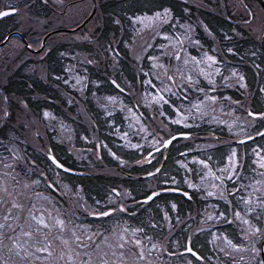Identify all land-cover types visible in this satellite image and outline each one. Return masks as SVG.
<instances>
[{
  "label": "rangeland",
  "instance_id": "obj_1",
  "mask_svg": "<svg viewBox=\"0 0 264 264\" xmlns=\"http://www.w3.org/2000/svg\"><path fill=\"white\" fill-rule=\"evenodd\" d=\"M186 1L195 7H200L203 9L205 8L209 11L219 13L220 15L228 17L229 19L235 21L243 29L248 31L246 34H249V38H260L264 32V15L261 8L254 0ZM85 2L87 3V5H89L90 3V6L86 13L79 15V13L77 12V7H74L72 11H70L71 14L73 13V15H77L76 22L72 23L73 26L80 22L83 19L84 15H88L89 10L92 6V0H85ZM156 13H159V15L163 17V19L158 20L154 17V15H136L133 18V24L135 23L137 25V29H135L132 33L133 41L131 43H128L127 45L125 44L128 58L126 60L133 69V71L135 73L137 71L138 76L135 85H132L129 82H126L125 86L122 85L124 89L130 92L129 95L136 102L137 109H142L146 115L148 112L150 113L151 118L149 119V121L146 118L141 119L134 109L124 103L123 97L119 94H113L110 96L92 95L95 104L101 109H103V111H114L118 109L119 116L123 117L120 118L123 124H120L115 129V137H119L125 147L139 149V147H143L144 145L158 143V141L160 140L156 136H159L160 134L158 132L153 133V131L159 130L163 132V135H160V137L166 136L170 133L167 130V123L173 126L175 125V123H177L176 121H179L178 124L183 125L201 122L211 127H222V129L227 128L230 130L229 133H233L234 136L244 133L242 126L245 125V122L250 121V119L246 118L247 115H244V113H242V110L247 109L246 103L243 104V102L241 101L237 102L234 99H228L225 95H218L219 91H222L224 89H232L233 86H236L238 90H243V81H240L239 79L242 75L240 72H238V68L234 65H229L225 62V58L217 49L218 44L215 41V38H213V36L210 35L208 31H206V33L209 34L208 38H210V40L214 42V45H212L210 49H206L205 47L202 49L201 47L203 46H201L199 44V41H197L194 37V31L192 26L176 25L175 23H171V26L168 29L164 26V23L167 22L169 19V12L167 16H165L164 11ZM91 23H93V25H91ZM95 23L98 24V19L95 18L93 15L91 18V22L88 23L86 26L80 28L76 32L54 33L53 35L47 37L44 41H42L43 35L40 34L37 37V42L35 43V45L39 46L41 42H44V49L46 46H50L51 48L52 45L57 44V41L60 40L73 41L72 39H76L77 41H87V33H95ZM71 34L76 36L77 38L70 37L69 35ZM191 46H194L199 49L198 54L191 53L189 49L192 48ZM95 53L99 56V59H97L95 62L93 61L94 59H92V56L89 59L87 55L82 56L81 53H79L80 55L77 56V59L80 60L77 62L86 63L87 65H93L91 67L92 69L93 67L99 68L96 65H100L103 61L107 60L112 61L113 65H115L113 61L115 59L109 51L107 52V55L104 56H102L100 52L96 51ZM205 54L215 56L216 62L214 63L206 60ZM36 58L37 56H34V59ZM92 62H94L95 64H93ZM65 66L66 73L64 76L65 80H63L64 83L69 84L71 90H74L75 88V90L78 92V96H81L82 90L80 86L79 89H77L76 85H79L80 81L84 80L85 78V73L82 72V65H59L61 69H63ZM213 68H219V71H214ZM117 69L118 66H116V70ZM233 70H235L238 75H233ZM157 77H159V79ZM168 77H172V79H168ZM225 77H227V79H225ZM122 80L124 81V79ZM200 80L204 81V83H201ZM208 85H210V87ZM165 88L170 89V91H164ZM211 88L212 90H210ZM158 93L164 96V101L157 102V100L153 99V97L157 96ZM206 95L209 98L214 96L217 99H206ZM182 96L186 99L182 98ZM66 97L69 103L75 102L73 98L69 96ZM168 97H172L177 101V104L172 108V115L167 114L163 108V105H165L163 103L168 100ZM166 105L172 107L170 103H166ZM197 109L200 110L197 111ZM109 114H111V112H109ZM41 120L43 123L45 122L46 125L42 124ZM55 120L56 116L53 113L47 111L41 112L39 115H35L33 117L32 122L30 121L31 124L26 126V131L32 136L34 133V130L32 129L34 125L36 126L37 130L40 131L36 133V136L38 137H41V134L43 132L52 131L55 138H57L61 143L64 142L66 145L68 144V147L70 149L69 153L71 154L73 152L72 158L77 159L79 163H81V159L83 161L86 160V163H90L89 165L92 166L93 161H90V159L87 158V153H94V151L90 150V148L85 149L82 145L85 144L86 141H88L86 140V135L83 134L82 136L78 137L75 129L69 123H67L66 129L61 127L56 132L52 128ZM20 123L23 124V120H21ZM157 123H159V126L156 125ZM29 136L27 134H23L21 136L16 134L13 138H10L7 147L8 149L10 148L12 156L7 160L6 155H1L0 160H2L1 158L3 157L4 164L6 160L10 163L0 165V177H4L5 172H12V177V174L21 176L25 175V179L22 180L23 182H25L24 184L28 185V188L24 189L22 187V189L19 188L18 190L22 192V196L31 195L28 197H32L31 199H26V207H31L33 202H36L37 208H42L44 210L43 212H39L44 216L46 223L50 225L55 220V218L58 217L57 213L61 209L59 205L60 203L57 200L58 204H56V200H50L45 195V192H41V190L43 189L40 181L33 178L35 174L31 175L32 172L38 173V170L32 171V169H30V167L24 162L25 158L29 159L30 156L27 155V153L24 156L21 151L20 153H18L19 149L17 150L16 148V146H19V144L21 143V148H23V150H28L29 147L27 145L32 147V145L34 144L35 146H37V139L32 138L31 142V138ZM90 136V141H93V134H91ZM18 137H21L23 141L19 142V140L17 139ZM212 137L215 138L214 135H212ZM222 142V140L217 142L214 139L208 138V136H206L205 139L195 140H193V137H191L187 140L182 139L179 142V144H188L190 146L188 148L189 150H186L184 156L180 157L179 154L175 158V163L177 167L181 169L183 183L190 187H195V189H199L202 192V195L203 191L206 192L216 190H228L226 186H222L227 184V178H229V176H227V173H225V177L221 176V180L216 179V176H219L217 170H219L220 168L216 166L217 161L215 159H212L211 161L213 163V166L211 165V163H208L207 166L199 163L200 160H208V158L204 159L202 155L206 154V157L208 156L207 150L209 149V145H216ZM34 149L38 148L36 147ZM233 149H236V153L239 158L240 150L237 147H232L231 149H229V153ZM262 150H264V148L258 149L256 147H252V149L250 150V155H252L251 170L253 172L251 174H253V177L247 178V190H262V195L264 196V168H261L259 165L256 164V160L259 159L258 154L261 155ZM228 156L229 154L227 155V157ZM112 157L120 165L125 164L122 159L114 155H112ZM227 157L225 163L226 165H229L231 161H229ZM239 165L240 161L235 167H228L227 170L236 174V169ZM209 169L211 171H209ZM111 173L113 174V176H119L116 171H113ZM52 175L57 184L60 186L62 185L65 188V185L60 181V177L57 171H54ZM29 176L32 177L29 178ZM229 180L231 184V177ZM150 181L151 182L148 181L146 183L148 188H151L152 186V180ZM116 189L119 191L120 196L123 199H126L129 196V192L125 191V189L121 187ZM9 190H13L11 188V182L9 183ZM77 191L79 192L78 189ZM80 195L81 194H76V199L78 196V199L80 200ZM76 199L70 197V200H73L74 203V200ZM245 201L248 202L249 206L254 207L257 198L249 200L247 197ZM97 202L98 201L94 202V204L89 206L95 207L98 205ZM107 202L108 204H113L112 207H115L118 203L122 204L120 202V199L118 198V195L115 196L114 194H111V196H107ZM241 202L243 205H245L244 201ZM27 203L29 205H27ZM153 206L158 207L159 209L161 207V205L156 203H154ZM71 209L72 206L70 205V203H68L66 206L67 214H65L64 218H62V220H64L65 222V229L68 230V235H59L58 232L52 233L53 235L61 236L62 239L68 240L67 247H65V245L62 243V249L64 250V252H60L59 254L55 255L53 257L54 260H63L62 263L67 261L71 264H83L85 258L81 259V254L85 253L81 251H76L78 249H76L71 243L70 239L73 238L72 232H75L76 235L79 236L81 231L85 230L86 236H88L90 235V223H95L96 229L99 226L104 227V234L100 240L97 239L93 242H91V240H87L84 242V239H82L81 244L74 239L75 243L78 246L84 245V249L89 248L90 251L87 250V253L91 252L95 259H99V257L97 256L98 252H103L105 254L104 258L108 259L111 256L110 246L117 242L116 235L114 234H118L120 231L128 229V232L124 233L128 244L124 249H120L119 251H122L125 255H128L129 250L133 252H139L140 250H143L146 253L151 252L152 254L150 256L146 255L145 260L141 262V264L167 263L166 260H163L166 259L162 256L163 251H166L168 249L169 242L171 243L172 237H174V234L176 233H174L175 226H172L171 221H163L165 231L162 229L163 231L158 230L156 232L157 229H154V233L156 232L155 234L140 235L138 232L132 234L131 229H133L134 227L127 224V219H123L122 216L118 213H116V216H114L113 219H110L105 223L96 221L89 223L84 221L85 219H83L86 218V213H84V216L80 214H71ZM79 209L82 212L87 211V208L79 207ZM95 209L99 210V207H96ZM49 216L51 217V219H49ZM202 217L204 218L203 220L206 221L207 214L203 215ZM192 219L197 220V222L202 221L201 219H199V216H196ZM177 221L181 222L179 220ZM150 225H157V227H159L158 223ZM191 226L192 224L189 222L184 223V227L191 228ZM203 229H192L191 235H196L200 232L212 234L211 229ZM24 230L28 231L27 227H25ZM44 230H46V228H44ZM13 231L16 230L10 231L9 235H12ZM164 232L170 234L168 236H163ZM254 232L255 231L249 229H246V231H244V233H246L247 236L251 238L255 236ZM133 235L135 239L141 240V243L144 245L143 249H137L135 245L131 243ZM82 236L83 235H80V237ZM13 238H15V236ZM3 239L4 238H0V256L3 259L2 264H18V261L21 257L27 258V256H35L36 258L41 260L42 264L45 263V259L47 258L48 253L38 252L35 248L25 245L24 248H26L29 253L35 252V255H33L32 253L31 255H25L24 248L18 249L14 245H12L11 242L8 240L5 244ZM23 239L28 238L25 237ZM227 241V238L223 234L218 233V231H215L214 250L216 255L225 256V252H227V257L231 253L234 256H238V259H241V257H243L247 262L253 259L252 253L255 254L256 251L253 252L252 249L255 248L257 250V247L255 245H252L250 249H247V247L245 246H242L239 249H235L232 248L230 244L227 243ZM152 243L161 244L162 249L161 247L159 251L152 249ZM247 243L249 242L246 241V244ZM178 245H181V243H179L177 240H173L171 248H180L178 247ZM7 246L10 248H8ZM2 247L7 248L8 250H2ZM72 248L76 250H72ZM61 253H63V255H61ZM69 253L73 257L72 260L68 258ZM77 253H80V255H77ZM243 255H245V257ZM59 256H62L63 258ZM88 259L89 257L87 255L86 261ZM222 260H226V257ZM168 262L169 264H186V262L189 261L186 259H180L178 257H175L174 259L168 260ZM109 264H112V262L110 261ZM125 264H129V262L126 261Z\"/></svg>",
  "mask_w": 264,
  "mask_h": 264
},
{
  "label": "trees",
  "instance_id": "obj_2",
  "mask_svg": "<svg viewBox=\"0 0 264 264\" xmlns=\"http://www.w3.org/2000/svg\"><path fill=\"white\" fill-rule=\"evenodd\" d=\"M32 1L33 0H1V3L4 4H1L0 8L8 6L17 7L19 12L0 19V41L6 36L15 33L17 26H20L23 29L34 28L33 23L35 16L48 18L52 14V10L47 4L43 5L40 1L36 0L37 4L33 5ZM95 1L97 7L94 11V17L98 19V24L95 23L96 29L94 30V34L93 32L87 33L86 42L56 44V46H54L47 53V68L42 70L40 73H36L32 70L30 61L21 60V62L18 63L20 65H18L12 74L7 75L5 82H0V145H3L4 143L8 144L10 138H13L16 134L20 136L27 134L29 136L30 134H28L26 131V126L31 124L33 117L35 115H39L42 108H51L57 114L64 115L65 117L69 118L68 120L71 121L70 124L76 126V129L79 131V133L85 134L87 140L91 139L90 135L93 134V138H98V142H102L104 140L109 146L113 148L115 154L121 156L126 161L125 164L120 165L114 159H112L107 154L104 147L101 146L100 158L97 157L94 149L92 150L94 153H87V158L94 162H92V166L89 165L90 163H86V160L83 161L82 159L80 160L81 163H79L77 159L72 158L73 152L71 154L69 153L70 149L68 144L66 145L64 142L60 144L55 142L54 140L56 138L49 132H43L41 137L36 136V133L40 131H38L34 125L32 128L34 133L29 137L31 138V142L32 138L37 139V146L34 144L32 147L27 145L29 147L28 150H23V148H21V143L19 146H16V148L17 150L19 149L18 153L21 151L24 156L26 153L30 156L29 159L25 158L24 162L30 167V169H32V171L38 170V173L32 172L31 175L35 174L33 178L40 181L43 190L49 193L48 195L51 196V199L56 200V204H58L59 201L60 208L62 206H67L68 203H70L72 208H78L81 204L84 205V203L78 199L79 195L76 199V194H83V196L89 200V203L87 202V204L92 205L96 199H100L105 196L112 187H124L130 190L136 196L143 195L148 191V186L146 184L148 181L151 182L150 180H152V184L155 183L157 185L161 179H166V177H162L163 174H172L176 169L173 158L176 156V152L178 150V147L176 148L175 144L179 139L174 140L169 146L165 162L156 176L151 178H138L140 173L145 172L154 164H148L145 162L139 164L138 162L141 155L137 151H124L120 147L114 145L113 138L110 140L109 137V118L103 116L101 110L95 104L93 96L83 98L84 95H76L75 97L77 100H75L73 105H69V102L66 98V93L62 95L63 92L59 89L61 85L55 78L56 75H53L56 70L58 72L60 69L59 65L54 63V61H56L55 57L57 53H59V51L62 49H65L69 52H74L76 48L79 50L84 48V50L81 51L86 53L89 59L92 56L94 62L99 59V56L95 53L96 51L100 52L101 55L104 56L107 55L108 50L112 49L114 50V59L119 60L118 62L113 60L115 65H113V62L110 60L103 61L100 65H96L99 68L93 67L92 69L91 67L93 65H87L88 72H90L89 74L91 75L92 79L94 81H99L97 85L95 84L96 86L90 85L88 92L93 88L92 90L95 91L93 94H96L97 96L106 92L117 91L115 87L109 83L107 79L109 76H113L121 86H125L126 82L135 85L137 82L138 73L137 71L136 73L133 71L126 60L128 59L126 52L127 49L125 46H123V42L127 41V43H130L131 41L132 35L128 15L133 14L136 11H141L143 9L150 10L151 8L168 4L175 15H179L181 17L187 15L188 18L191 19H200L212 32V34H214V36L221 41V45H227L229 48H232L235 53L226 55L232 60L233 63L238 64V66L243 69L247 78V90H238L239 92H224L231 95V98H234L235 100H241V102H243V104L246 103V105H249V101L251 100L250 95L252 93L256 102H252L250 107L253 110L262 111L264 113V95L259 89L264 88V52L260 45V38H249V34H246L248 31L243 29L235 21L229 19L228 17H224L219 13L209 11L205 8L203 9L200 7H195L186 0ZM254 1L257 3L256 0ZM91 4L92 6L89 10V13L93 9V0ZM89 6L90 3L87 6V11ZM85 17L86 16L84 15L83 19ZM90 22L91 19L80 28L86 26ZM91 25H93V23H91ZM224 33L229 37L228 40L223 38L225 35ZM199 34L203 38L204 42L211 44V41H209L202 34V31L199 30ZM15 35L16 34H13L12 36L14 37ZM21 35L23 36L22 33ZM21 38L25 39L24 36ZM227 46H223V50ZM23 48L25 51H27L26 47ZM236 60L240 61L236 62ZM241 60H243L245 63L242 64ZM94 62L92 63L95 64ZM116 66H118L117 70ZM41 67L43 68V66ZM122 79H124V81ZM4 112H7L8 115H3ZM21 120H23V124L20 123ZM258 121L264 122V120L260 119L257 120V122ZM41 123L46 125V123H43L42 120ZM156 125L159 126V123ZM261 125L262 124L258 125V127ZM171 128L173 131L179 129L178 126H173ZM203 130L204 132L200 134H205L208 136V138L218 140L212 137L214 134H212L213 132L210 129L208 130L207 128H204ZM218 133L225 136L224 132L222 131ZM17 139L19 142L23 141L21 137H18ZM259 139L264 140V134ZM36 147L38 149H34ZM48 147H50L54 156L64 165L72 169L81 170L84 172V175H71L57 170V168L54 167V165L47 159L45 155ZM223 148L225 147L215 150L218 151V154H223L226 151V149L224 150ZM1 150L0 157L1 155H6V159L8 160L12 156L11 150L10 148L8 149L7 145H3ZM1 159L4 163L3 157ZM7 160L5 161V164L10 163L7 162ZM54 171H57V173L61 176V182L66 181L69 183V190H66L62 185L60 186L57 184L52 175ZM113 171H116L119 176H113L111 173ZM31 177L32 176H29V178ZM22 179H25V175H16L12 182L18 184L20 186L19 188L22 189L25 183ZM46 181L52 182L57 187V190L62 193L63 197L58 196L57 198L56 195L54 196L53 194H55V191L48 187ZM12 191L13 194H15L16 190L13 189ZM69 195L70 197L76 199L74 200L75 203L73 200H70ZM28 196H22L21 202L23 203L27 201L26 199L32 198ZM156 199V204L166 207L169 211V201L174 199L178 204L180 215H182L184 218L190 215L193 211V202L190 200H185L183 197L177 194L158 195ZM153 204L154 203L152 202L150 205H144V207L139 209L133 216V218H135L134 223L144 226L145 228L148 224L158 223V225H160L164 230V222L160 215L161 213L160 211L158 212L157 208L154 207ZM27 205L29 204L27 203ZM4 210L5 209H1L0 212ZM86 220H88V218ZM20 222L22 221H18L17 223ZM90 227L95 231L98 230L96 229L95 223H90ZM162 229L158 230L163 231ZM169 234L164 232L163 236H168ZM174 235L175 236L172 237V241L183 240L187 237V235H191V228L186 227L184 230H181L180 235H178V233H175ZM197 239L200 242L206 241V239L202 237H197Z\"/></svg>",
  "mask_w": 264,
  "mask_h": 264
},
{
  "label": "flooded vegetation",
  "instance_id": "obj_3",
  "mask_svg": "<svg viewBox=\"0 0 264 264\" xmlns=\"http://www.w3.org/2000/svg\"><path fill=\"white\" fill-rule=\"evenodd\" d=\"M40 1L43 5H48V7L52 10V14L48 18H41L38 16H35L34 18V23L33 26L34 28L31 29H23L20 26H17L15 29L16 34L14 37L12 36L13 34H10L6 36V39L3 41V39L0 41V82L3 81L5 82L7 75L12 74V72L18 67L19 62L21 60L24 61H30L32 65V70L35 71L36 73H40L42 70L47 68V53L54 47L55 45H52L51 48L50 46H46L43 49L44 42H41L39 46H36L35 42H37V37L38 35L42 34V41H44L47 37L50 35H53L54 33H65V32H71L70 29H72L73 26L72 23L76 22L77 20V15L71 14L70 11L74 7H77V12L80 14H84L87 11V3L85 0H38ZM4 4L1 3L0 0V5ZM32 4L35 5L37 4L36 0L32 1ZM18 5V4H17ZM55 5V7H54ZM17 8V7H16ZM19 12V9L17 8V12ZM83 12V13H82ZM215 13V12H214ZM21 16V15H20ZM18 16V17H20ZM172 16V14H171ZM7 16H4L2 18H5ZM80 17V16H79ZM1 18V19H2ZM169 23H175L176 25H189V26H202L206 27L205 24L198 18L196 19H191L188 17H181L177 18H171ZM72 27V28H71ZM25 28V27H24ZM49 30V31H47ZM69 30V31H68ZM79 30V29H78ZM43 31V32H42ZM75 30L74 32H76ZM194 31V29H193ZM25 37V39H22L23 37L21 33ZM208 32L210 35L213 36L212 32L208 29ZM49 33V34H46ZM73 34V33H72ZM69 35L70 37L77 38L74 35ZM86 34V32H85ZM86 36V35H85ZM209 37V34H208ZM72 39V38H71ZM73 41L69 40H60L57 41V44L59 43H71L77 41L76 39H72ZM132 38L130 43L132 42ZM209 41L210 38H209ZM124 44H128L127 41L123 42ZM27 44V45H26ZM31 45V47H29ZM214 45V42L211 41V44L209 47H212ZM23 47L27 48V51L24 50ZM81 50H84L82 48ZM81 50L77 49L74 52H69L65 49H62L57 53L54 63L57 65H86V63H78L77 61H80L77 59V56H79L81 53L82 56H86V53H83ZM114 58V54L111 50H108ZM34 56H37L36 59H34ZM63 61V62H62ZM43 66V68L41 67ZM65 73H66V66L63 69H59L58 72L53 73V75H56V79L60 83V90H62L64 95L66 93V96H69L73 98L74 100L76 99V95L70 93V85L64 83L63 80H65ZM38 76V75H37ZM77 89H79V85H76ZM81 88V86H80ZM75 89V88H74ZM67 98V97H66ZM251 100L249 101V104L252 105V102H256L253 94L251 93L250 95ZM22 104V103H21ZM20 104V105H21ZM47 110L48 112L53 113L56 116V120L53 123L52 128L57 132L58 129L63 127L66 129L67 123H71L69 118L65 117L64 115L57 114L55 111H53L51 108H42L41 111ZM72 125V124H71ZM73 126V125H72ZM75 129L76 133L80 134L79 131L76 129V126H73ZM65 131V130H64ZM55 137V136H54ZM57 141H59L56 138ZM87 140V139H86ZM90 141V139L88 140ZM258 143V142H257ZM256 141L250 142L247 145H244L245 147L252 148L257 146ZM228 146V145H227ZM226 142H222L219 145L214 146V149H219L221 147H225L224 149L227 148ZM84 148H89L86 144L84 145ZM226 160V158H225ZM225 160L222 163H216V166L220 168L217 170V173L219 176L225 177V173H227L228 170L225 171ZM240 166L237 167L236 169V174L234 177H231L232 183L230 184V177L227 178V184L222 185L226 186L228 190L226 191H203V194L206 195L208 198L207 205L205 206L204 203L202 206H199L200 202H203L199 199V196L197 193H202L199 189H196L192 193L191 190H188L191 199H196V203L193 205V211L191 214V217L194 218L196 216H199V219L202 221L197 222V220L192 224L193 229H211L212 234H202L199 235V238H205L206 241L200 242L202 245L205 246L206 251H207V264H261V261L259 259L258 253H252L254 259L251 261L247 262L244 258L243 259H238V256H234L233 254H229L228 257L227 255L224 256L226 257V261L222 260L219 258L218 255L215 254L214 250V235L215 231L218 230V233H222L227 239L233 240V241H241L243 239V236L245 237L244 231L246 229H249V226H251V229H255V236L253 238L248 236V239H245L248 241L247 249H250L252 245L260 246V241L262 239L261 235L263 233L264 235V208L262 210V207L259 204V201L264 200V196L262 195L263 191L262 190H253V191H248L247 190V176L249 173L247 172L248 169H245V159H240ZM213 166V164H211ZM251 165V163H250ZM215 166V165H214ZM244 171V173L239 174V171ZM251 170V169H250ZM249 170V171H250ZM235 189V191H233ZM223 193V195H222ZM253 200L254 198H257L256 204L251 206L253 208V211L248 212L247 207L242 204L241 201H245V199ZM218 198H221L219 200ZM231 198H235L236 201H232ZM206 211V212H205ZM240 211L241 212V217L237 218L234 213ZM263 211V212H262ZM207 214L206 221L203 219V215ZM223 213V215H221ZM188 217H185L187 219ZM248 220V224H244L243 221ZM244 229V231H243ZM196 235H194L195 237ZM237 236V237H236ZM259 239L258 245L257 241ZM245 257V255H243Z\"/></svg>",
  "mask_w": 264,
  "mask_h": 264
},
{
  "label": "snow or ice",
  "instance_id": "obj_4",
  "mask_svg": "<svg viewBox=\"0 0 264 264\" xmlns=\"http://www.w3.org/2000/svg\"><path fill=\"white\" fill-rule=\"evenodd\" d=\"M9 11H15V9H9ZM163 11H164L165 16H167L168 10L164 9ZM6 14H7L6 12L0 11V16H4ZM153 15L158 20L163 19V17H161L159 13H154ZM29 47H31V45H29ZM229 51H231V49H229ZM205 59L210 62H214V63L216 62V57L212 55L205 54ZM213 70L219 71V68H213ZM232 74L238 75L235 72V70H233ZM157 78L159 79V77ZM168 79H172V77H168ZM225 79H227V77H225ZM239 79L240 81H243L244 77L240 76ZM113 83H115V81H113ZM164 91H170V89L165 88ZM261 91H264V88H261ZM205 98L212 99V100L217 99L214 96L209 98L207 97V95L205 96ZM153 99L157 100V102H160V101H164L165 98L163 95H160L158 93V95L154 96ZM199 110L200 109H197V111ZM3 115L7 116L8 113L4 112ZM248 115H251V116L259 115V116L264 117V113L250 112L248 113ZM176 122L179 123V121H176ZM177 134L181 136L188 135L187 132H179ZM170 139H171V136H169V139H163L161 146L163 147V146L168 145ZM244 139L247 140V139H250V137H248L247 135H244ZM155 150L156 149H153V151ZM149 155H151V153H149ZM258 156H259V159L256 160V164L259 165L261 168H264V155L258 154ZM227 159L231 161V163L225 166V171L227 170L228 167H235L237 163H239V158L237 156L236 149H233L229 153V156L227 157ZM52 161L58 167H63V165L60 164L54 157H52ZM199 163L207 166L209 162L207 160H200ZM209 171L211 170L209 169ZM146 175L151 176L152 173H146ZM227 176L234 177L235 174L231 171H227ZM12 179L14 178L11 176V173H8V172H5L4 177H0V209H5L4 211L0 212V230H2L0 231V238L4 237L5 232L16 230V231H13L12 235L7 236V240L10 241L11 244L14 245L16 248L20 249V248H24L25 245H28L29 247L35 248L36 251L38 252L49 253V255H51L49 251V247H48V244L51 243V241H49L48 234L45 233L44 231V228H51V225L46 223L44 216L37 210L36 202H33L31 207H26V202L25 203L21 202L22 192L18 190L20 187L18 184L16 183L11 184V188L16 190L15 194H13V191L9 190V183H10V180ZM216 179L221 180L222 178L221 176H216ZM23 188L27 189L28 185L24 184ZM115 191L116 189H112V192H115ZM233 191H235V189H233ZM109 195L111 196V193ZM155 195H156V192L153 191L150 196L146 195L143 198L144 200H150ZM184 195L187 196L188 193L185 192ZM244 203H245V206L247 207L248 212L253 211V208L248 205L247 201H244ZM259 204L262 208H264V200L259 201ZM80 207H85V205L81 204ZM120 207L123 208V205L121 204ZM175 207L176 206L173 205V208ZM86 210L88 211V214L91 216H101V217H107L109 213H112L114 211V209L110 206L107 207V211H101L95 208L86 209ZM221 215H223V213H221ZM234 215L237 218H240L241 212L237 211L234 213ZM49 219H51L50 216H49ZM18 221H22V222L17 223ZM32 222H35V223H32ZM243 223L248 224V220H244ZM55 224L56 226L60 228L61 232H63L65 228L64 220L57 217L55 218ZM25 227H27L29 230L25 231L24 230ZM249 230L255 231V229H251V226H249ZM138 231L142 232L143 229H136V228L131 229L132 234H135ZM125 232H128V229H124L123 231H120L118 234H114L116 235L117 242H115L113 245L110 246L111 256L108 259L104 258L105 254L103 252L97 253V256L99 257L98 260L95 259L91 253H86L89 259L87 261H84L83 264H109L110 261L112 262V264H125L126 261H128L129 264H141V262L145 260V256L146 255L150 256L152 253L151 252L146 253L143 250H140L139 252H133L129 250L128 255H125L122 251H119L120 249H124L126 245L128 244V241L125 238V234H124ZM14 236L15 238H13ZM72 236L75 240L81 239V237L77 236L75 232H72ZM25 237H27L28 239H23ZM86 238L87 237H85V239ZM57 239H60L61 242L65 245V247L68 246L67 239H62L61 236H57ZM245 239H248V236L246 233H245ZM131 243L135 245L137 249L144 248V245L141 243V240L135 239L134 235L131 240ZM227 243L230 244L231 247L235 249H239L242 247L241 245L233 244L230 240L227 241ZM81 247H84V245H81ZM151 247L152 249L159 251L162 245L158 243H152ZM184 251L191 253L193 250L192 248L187 247L184 249ZM252 251L255 252L256 249L253 248ZM24 254L31 255V253H29L26 248H24ZM227 254L228 253L225 252V255ZM61 255H63V253H61ZM77 255H80V253H77ZM193 255H195V253H193ZM68 258L70 260L73 259L70 253H69ZM241 259H243V257H241ZM189 264H191L190 261H189Z\"/></svg>",
  "mask_w": 264,
  "mask_h": 264
},
{
  "label": "water",
  "instance_id": "obj_5",
  "mask_svg": "<svg viewBox=\"0 0 264 264\" xmlns=\"http://www.w3.org/2000/svg\"><path fill=\"white\" fill-rule=\"evenodd\" d=\"M259 3H260V5L262 6V8H263V11H264V2L262 1V0H257ZM261 45H262V48L264 49V33H263V35H262V39H261ZM263 131H260L259 133H257L256 134V136H258V135H260L261 133H262ZM177 136H181V135H178V134H174V135H172L171 136V139L169 140V142L173 139V138H175V137H177ZM169 139V138H168ZM246 139H240V140H237L236 142H242V141H245ZM248 140V139H247ZM167 146V145H166ZM159 148V147H158ZM49 158H50V160L52 161V157H51V155L49 156ZM53 162V161H52ZM56 165V164H55ZM57 166V165H56ZM58 167V166H57ZM60 169H63V170H65V171H68V172H71L69 169H67V168H65V167H59ZM150 196V195H149Z\"/></svg>",
  "mask_w": 264,
  "mask_h": 264
}]
</instances>
